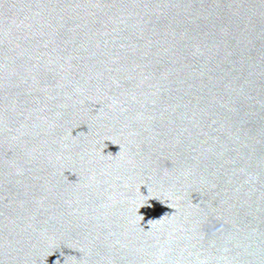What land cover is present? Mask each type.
I'll use <instances>...</instances> for the list:
<instances>
[{
  "label": "water",
  "instance_id": "1",
  "mask_svg": "<svg viewBox=\"0 0 264 264\" xmlns=\"http://www.w3.org/2000/svg\"><path fill=\"white\" fill-rule=\"evenodd\" d=\"M0 264H264V0H0Z\"/></svg>",
  "mask_w": 264,
  "mask_h": 264
}]
</instances>
